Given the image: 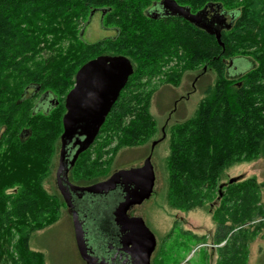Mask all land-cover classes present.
<instances>
[{
    "label": "trees",
    "instance_id": "16d2710c",
    "mask_svg": "<svg viewBox=\"0 0 264 264\" xmlns=\"http://www.w3.org/2000/svg\"><path fill=\"white\" fill-rule=\"evenodd\" d=\"M161 1L0 0V264H44L43 254L29 246L31 235L58 217L43 175L58 151L64 97L76 72L99 56H123L133 73L90 148L97 160L108 154L110 163L118 150L140 147L153 136V81L175 87L183 72L200 70V77L204 69L212 71L213 82L202 88L192 116L170 130V198L178 206L174 193L183 190L200 204L228 168L264 153V0H173L194 15L209 6L239 12L219 30L177 16H148L150 3ZM99 10L101 25L113 26L116 35L85 43L84 17ZM247 53L259 66L229 76V62ZM91 178L82 185L97 182ZM263 188L252 179L225 185L235 225L262 215Z\"/></svg>",
    "mask_w": 264,
    "mask_h": 264
},
{
    "label": "rangeland",
    "instance_id": "374dc122",
    "mask_svg": "<svg viewBox=\"0 0 264 264\" xmlns=\"http://www.w3.org/2000/svg\"><path fill=\"white\" fill-rule=\"evenodd\" d=\"M148 7V16L161 17L160 10L155 5L150 3ZM207 8L206 11L216 12L227 25H231L239 14L238 11L227 12L215 6ZM100 11H96L93 17H84L83 27L86 29L81 39L85 43L93 44L116 35L113 26L105 27L100 24V17L104 14ZM214 22L211 27L215 26ZM231 65L227 70L228 75L237 76L256 69L259 63L251 53H247L241 58L233 59ZM200 72H183L175 87L161 84L158 80L153 81L154 92L149 108L155 126L153 136L140 147L118 150L110 163L108 154L96 159L95 149H90L92 144L76 167L70 170L68 178L72 184L79 187H83L84 179L88 176L97 180L96 183L102 182L119 170L142 166L145 158L150 155L154 173L151 195L142 205L134 207L129 215L141 218L155 236L156 248L152 264H264V188L261 189L259 203L263 210L262 215L251 217L244 225H235L231 221L234 214L231 201L233 196L225 192V185L232 179L235 180L234 183L251 179L258 185L264 183V153L249 162L228 168L223 173L217 190L210 199H201L200 204L199 199L193 200L192 195L183 190L174 193L180 198L178 206L175 205L176 201L170 198L171 186L167 167L170 130L175 124L192 116L202 98V88L213 82L212 71L204 69L203 75L198 77ZM39 99L40 95L33 103H37ZM98 140L97 147L103 143L104 137ZM153 142L156 144L151 150ZM59 150L60 139L58 151L53 156L41 183L47 194L57 201L58 217L52 225L33 233L29 246L32 251L43 254L44 264H84L75 245L70 210L56 186ZM108 150L109 147L105 149L106 152ZM116 202L114 193L107 197L85 195L78 203L75 201L78 218L83 222V228L89 230L92 242L101 238V233L109 229L111 213ZM238 215L240 216V213ZM242 247L245 248L244 253L235 258L234 253Z\"/></svg>",
    "mask_w": 264,
    "mask_h": 264
},
{
    "label": "water",
    "instance_id": "95a60500",
    "mask_svg": "<svg viewBox=\"0 0 264 264\" xmlns=\"http://www.w3.org/2000/svg\"><path fill=\"white\" fill-rule=\"evenodd\" d=\"M160 4L168 15L182 17L199 25L200 13L191 14L173 0H163ZM216 38L218 39V36ZM231 63L232 61L229 62V66H232ZM132 73L133 68L127 58L123 56H99L85 63L76 72L74 86L64 100L65 114L62 117L63 132L60 136L56 186L70 210L75 245L79 256L86 264L102 263H98L97 259L88 253L83 222L79 220L76 206L72 204L68 196V188L72 193L106 196L114 193L118 187H122L125 196L123 201L115 209L113 208L112 222L120 228L121 233H126L124 238L134 241V246L147 247L143 261L140 256L138 257L139 260H136L138 264H148L149 255L155 245L154 237L142 219L127 217L130 206L141 204L151 195L154 186V173L149 158L139 169L117 171L107 180L86 187L66 184L63 178L67 172V169L64 168L66 147L71 145L72 148H76L70 161V165L73 166L77 157L93 144L106 116ZM234 182L235 180L232 179L228 183Z\"/></svg>",
    "mask_w": 264,
    "mask_h": 264
},
{
    "label": "flooded vegetation",
    "instance_id": "af4514ba",
    "mask_svg": "<svg viewBox=\"0 0 264 264\" xmlns=\"http://www.w3.org/2000/svg\"><path fill=\"white\" fill-rule=\"evenodd\" d=\"M160 3L161 2L154 3L153 5H155V7L160 10L161 17H164V18L172 17V16L168 15V13L166 12V10L162 7V5ZM209 8H210V6H209ZM207 9L208 8L206 7V8L202 9L201 11H199L197 13V14L200 13L199 16H200L201 20L199 21L198 24L201 27H204V28L209 29V30H214V29L215 30L216 29L219 30L221 28H224L227 25L226 22H223V18L222 17L220 18L216 12L215 13H213V12L210 13V11H206ZM96 13H97L96 11H93V12H91L90 16L93 17ZM100 13H102V12L100 11ZM197 14H195V15H197ZM208 15H209V17H208ZM153 17L158 18L155 15ZM215 20L217 22H214ZM213 22L215 23L214 24L215 26L214 27H211V25H212L211 23H213ZM100 24H101V17H100ZM85 29L83 27V29L81 31L82 36L85 34ZM52 102H53L52 100H47L46 101V104L47 105H51ZM155 144H156V142H153L152 143L151 150L154 148V145ZM75 150H76V148H72L71 145H68L66 147V150H65L66 153H65L64 168L67 169V172H66V174L63 177L66 184H70V185H73V186H76V185L72 184L69 181L68 173L70 172V170L72 168V166L70 165V161H71V159L73 157V154H74ZM147 158L150 159V155L148 157H146L145 160ZM145 160L143 161V164H144ZM143 164H142V166H143ZM142 166L135 167V168H129L127 170H130V169H139ZM66 187H68V185H66ZM83 187H85V186H83ZM114 194L117 196V202H116V205L114 207V209H115L116 206L120 202L123 201V198L125 196V192H124V189L122 187H118L116 189V191L114 192ZM85 195L86 194H84V193H78V192L72 193L71 190H70V188H68V196L70 197V200H71L72 204H74V205H75V201H77V203H78L83 198H85ZM89 196L96 197V196H92V195H89ZM107 196L108 195H106V197ZM61 198H62V196H61ZM147 200H144L139 205L130 206V208L127 211V217L128 218H138V217L130 216L129 215L130 214V211L134 207L142 205ZM112 220H113V218H112ZM112 220H111V222L109 224V229L106 230V231H104V232H102L101 233V238H99L95 242H92L91 238L89 237V230L87 228L84 229L85 230V240H86V245H87L88 253L90 255H92L94 258H96L98 263H102V264H138V262L136 260H139L138 259L139 256L142 258V261H143V259L146 256V253H147V247H137V246H134L133 245L134 244V241H129L127 238H124L126 233H121L120 228L118 226H116L112 222ZM150 233L154 237L155 245H154V247H153V249H152V251H151V253L149 255L148 264H152V257H153V254H154V251H155V248H156V239H155V236H154V234L151 231H150ZM80 259H81V257H80ZM83 263L86 264L84 261H83Z\"/></svg>",
    "mask_w": 264,
    "mask_h": 264
}]
</instances>
